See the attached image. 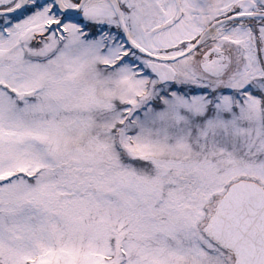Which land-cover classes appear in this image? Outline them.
Here are the masks:
<instances>
[{
  "label": "snow or ice",
  "instance_id": "snow-or-ice-1",
  "mask_svg": "<svg viewBox=\"0 0 264 264\" xmlns=\"http://www.w3.org/2000/svg\"><path fill=\"white\" fill-rule=\"evenodd\" d=\"M0 264H264V0H0Z\"/></svg>",
  "mask_w": 264,
  "mask_h": 264
}]
</instances>
